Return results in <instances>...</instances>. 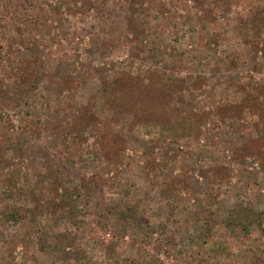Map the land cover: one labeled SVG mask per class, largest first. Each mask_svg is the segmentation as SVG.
<instances>
[{
    "label": "rangeland",
    "instance_id": "374dc122",
    "mask_svg": "<svg viewBox=\"0 0 264 264\" xmlns=\"http://www.w3.org/2000/svg\"><path fill=\"white\" fill-rule=\"evenodd\" d=\"M0 264H264V0H0Z\"/></svg>",
    "mask_w": 264,
    "mask_h": 264
}]
</instances>
